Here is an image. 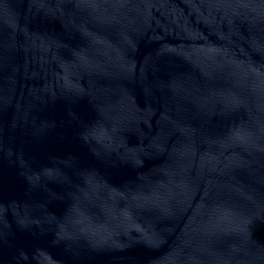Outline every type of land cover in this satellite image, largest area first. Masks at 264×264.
<instances>
[{
	"label": "water",
	"instance_id": "1",
	"mask_svg": "<svg viewBox=\"0 0 264 264\" xmlns=\"http://www.w3.org/2000/svg\"><path fill=\"white\" fill-rule=\"evenodd\" d=\"M0 264H264V0H0Z\"/></svg>",
	"mask_w": 264,
	"mask_h": 264
}]
</instances>
